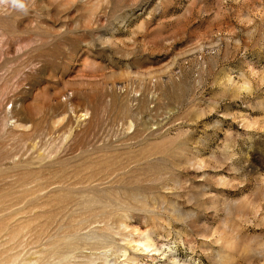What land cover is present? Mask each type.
<instances>
[{"label":"rangeland","instance_id":"obj_1","mask_svg":"<svg viewBox=\"0 0 264 264\" xmlns=\"http://www.w3.org/2000/svg\"><path fill=\"white\" fill-rule=\"evenodd\" d=\"M0 264H264V0H0Z\"/></svg>","mask_w":264,"mask_h":264}]
</instances>
